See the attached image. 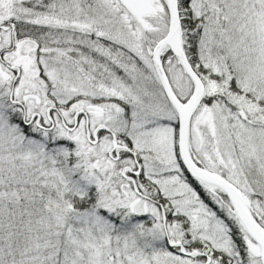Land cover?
Wrapping results in <instances>:
<instances>
[{
	"label": "snow or ice",
	"instance_id": "1",
	"mask_svg": "<svg viewBox=\"0 0 264 264\" xmlns=\"http://www.w3.org/2000/svg\"><path fill=\"white\" fill-rule=\"evenodd\" d=\"M0 264H264V0H0Z\"/></svg>",
	"mask_w": 264,
	"mask_h": 264
}]
</instances>
